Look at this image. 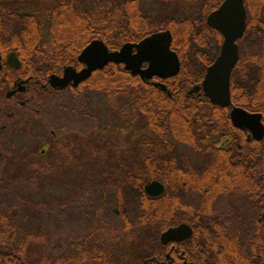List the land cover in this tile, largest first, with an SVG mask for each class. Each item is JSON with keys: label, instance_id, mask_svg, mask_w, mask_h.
Listing matches in <instances>:
<instances>
[{"label": "trees", "instance_id": "1", "mask_svg": "<svg viewBox=\"0 0 264 264\" xmlns=\"http://www.w3.org/2000/svg\"><path fill=\"white\" fill-rule=\"evenodd\" d=\"M142 1L94 0L92 12L90 7L79 3L73 5V13L69 10L70 14L57 24L74 29L63 36L71 45L68 63L75 65L74 57L92 40H101L110 51H117L125 43L169 30L173 37L172 50L179 57L181 69L176 77L162 81L167 90L164 92L131 76L122 65L109 64L78 87L86 95L72 92L64 105L88 106L89 92L103 94L109 119L106 125L95 127L109 135L106 153L122 155L118 169L146 171L141 177L122 176V218L143 226L148 220L146 226L151 228L148 231L151 237L187 223L193 228V241L201 244L207 259L215 260L221 236L233 233L235 228L231 224V211L217 203L221 195L230 192L231 184L225 181L229 179L226 174L221 176V185L218 184L217 172L234 167L225 153L204 146L200 135L192 131H198L203 123L229 127V109L211 106L208 101H205L207 105H201L196 96L189 97L186 92L199 85L206 68L218 54L222 36L209 28L205 20L224 0H183L189 14L181 16L176 11L163 17L146 13ZM244 6L247 24L239 41V61L231 73V105L262 114L264 123V0H244ZM120 139L122 143H113ZM255 144L257 158L262 151L260 144ZM182 146L197 158L194 161L186 158L188 152L182 151ZM77 147L79 153H87L80 143ZM18 169L9 164L0 167V264H39L41 257L36 251L44 248L54 251L55 242L28 240L25 235L51 232V217L43 214L32 192L24 190L26 178ZM151 181L164 185L161 197L150 198L142 190V185ZM105 196L98 201L99 206L96 202L89 211L79 209V214L91 211L95 218H116L112 206L117 203L108 199V193ZM71 210L67 211L73 213L64 215L66 221L62 223L66 234L70 233L72 223L68 218H77ZM238 227L245 234L264 233V223ZM62 245L63 251H69V238ZM46 256L56 264L54 254ZM70 257L63 253L58 264H72Z\"/></svg>", "mask_w": 264, "mask_h": 264}, {"label": "flooded vegetation", "instance_id": "2", "mask_svg": "<svg viewBox=\"0 0 264 264\" xmlns=\"http://www.w3.org/2000/svg\"><path fill=\"white\" fill-rule=\"evenodd\" d=\"M93 1L0 0V167L9 164V167L19 168L26 178L24 190L32 192V196L39 200L43 214L51 217V232L25 235L28 240L55 242L54 251L45 248L36 251L41 257L39 264H52L47 254H54L58 264L63 253L71 256L72 264H264V233L245 234L238 227L264 223V138L257 141L248 130L233 126L230 112L237 106L231 103L224 107L229 109V127L203 123L198 131H192V134L200 135L204 146L220 154L225 153L234 167L230 171L217 172L218 184L223 182V174L229 178L225 181L231 184L228 188L230 192L221 195L217 203L231 211V224L235 228L233 233L221 236L223 239L215 260L207 259L201 244L193 241L194 231L187 223L180 224L190 226V239L162 244L160 235L180 224L163 230L158 237H151L148 233L151 228L146 226L148 220L143 226L122 218V176L141 177L146 171L118 169L122 155L106 153L105 147L109 149L110 144L109 135L95 127L106 125V106L96 110L91 105H64L72 92L85 94L78 90L82 83L76 88L68 85L63 90L54 89L49 84L54 77L62 78L67 68L80 72L85 67L77 60L84 48L74 57L76 65L68 63L72 56L71 45L64 40L63 34L74 29L57 23L70 14L69 10L73 13V5L79 3L90 7L92 12ZM242 37L237 41L238 54ZM145 67L146 64L143 65ZM134 77L141 80L139 76ZM162 81L153 77L143 82L155 86L156 83L164 84ZM192 88L187 90V96H196L201 105H207L205 101H208L209 105L215 106L201 91L189 95ZM91 94H98L104 99L103 94L92 91L88 98ZM98 112H102L103 117ZM78 130L87 132L80 135ZM113 141L115 143L116 140ZM119 142L122 143V140ZM79 143L87 153L77 155ZM255 143L260 144L262 151L257 158L254 155ZM186 158L194 161L197 157L190 152ZM255 158L257 162H254ZM148 183L142 185L143 191ZM50 184H54L57 190L56 198L48 197L44 191ZM106 193L110 201L117 203L112 206L116 218H95L91 211L90 214H79V209L89 211L94 208L96 202L106 197ZM175 204L173 202L172 206ZM69 209L76 212L77 218L72 220L67 217L72 223L70 233L66 234L62 223L66 221L64 215L73 213L67 211ZM64 210L67 212L64 213ZM129 234L134 235V241L128 240ZM67 238L70 250L63 251L62 242Z\"/></svg>", "mask_w": 264, "mask_h": 264}, {"label": "water", "instance_id": "3", "mask_svg": "<svg viewBox=\"0 0 264 264\" xmlns=\"http://www.w3.org/2000/svg\"><path fill=\"white\" fill-rule=\"evenodd\" d=\"M206 24L217 31L223 41L218 56L207 67L200 85L193 87L188 94L201 91L212 105L224 108L231 103L230 78L239 58L237 41L243 36L246 27L244 0H224L207 16ZM171 46L172 34L168 30L151 34L135 44L126 43L117 51H110L100 40H93L77 58L85 67L80 72L67 68L62 78L54 77L49 84L57 90L66 89L68 85L76 88L94 72L102 70L108 64L123 65L124 70L131 76H139L143 81L153 77L167 80L176 77L181 67L178 55ZM155 87L162 91L167 90L162 83H156ZM230 119L234 127L248 130L255 140L260 141L264 138V125L260 113H250L242 108L233 107ZM144 192L149 197H157L163 194L164 187L160 182L152 181L145 185ZM191 236L190 226L180 224L163 232L160 235V242L167 244L170 241H184Z\"/></svg>", "mask_w": 264, "mask_h": 264}, {"label": "rangeland", "instance_id": "4", "mask_svg": "<svg viewBox=\"0 0 264 264\" xmlns=\"http://www.w3.org/2000/svg\"><path fill=\"white\" fill-rule=\"evenodd\" d=\"M141 7L146 13L152 14V15H158L161 17L170 16L174 14L176 11L178 15H181V16H186L187 14H189V11L187 9L188 5L184 3L182 0H143ZM89 102H90L89 105L96 108V110H97V107L105 108V98L103 99V97L98 94H91L89 97ZM99 114L101 117H103L102 112H100ZM108 117H109V113L107 114L106 118L109 119ZM84 132H87V131L85 130ZM84 132L79 131V134L85 135ZM116 142L119 143V141L117 140ZM180 149H182V151L184 152H186V150L188 153L191 152L188 148L184 146L180 147ZM80 154L81 153H77V155H80ZM53 185L54 184L48 185V188H46V190L44 191H46V194L48 197L50 196L51 198H56L57 190L55 189V187H53ZM134 238H135L134 235L130 236L129 234V237H128L129 241L130 240L134 241L133 240Z\"/></svg>", "mask_w": 264, "mask_h": 264}]
</instances>
